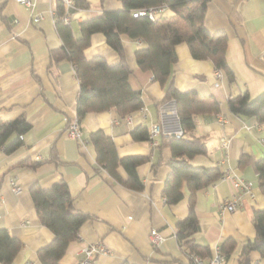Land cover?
<instances>
[{"label": "crops", "instance_id": "1", "mask_svg": "<svg viewBox=\"0 0 264 264\" xmlns=\"http://www.w3.org/2000/svg\"><path fill=\"white\" fill-rule=\"evenodd\" d=\"M32 1L29 7L17 0H0V119L23 114L30 124L20 146L10 153L0 147V227L7 228L22 243L10 264H39L37 251L51 241L53 233L40 222L29 188L34 183L49 187L59 180L66 181L74 208L88 214L59 264H82L86 245L96 242L106 252L96 253L86 264H120L123 260L132 264H189L175 236L176 223L188 213V188L183 183V197L174 203L165 202L162 194L170 172L171 149L162 139L163 132L142 141L130 133L140 123L149 129L161 121L165 93V87L153 79L150 71L136 65L134 51L141 41L124 38L132 69L129 82L140 89L144 110L131 119L121 117L114 108L87 112L80 122V139L71 137L66 125L76 116L78 80L71 61H54L50 57L51 49L62 44L56 29L57 1ZM81 2L86 5L69 11L75 36L81 20L104 9L121 8L119 0ZM163 14L171 12L164 9ZM34 17L38 20L34 21ZM204 25L210 32L226 33V59L235 80L230 82L222 70L217 76L210 59L193 58L186 43L176 45L177 59L171 73L176 88L213 96L221 107L220 115H194L193 133L203 136L206 152L192 156L189 162L219 166L231 176L250 180L252 185L249 191L236 189L221 176L199 189L194 201L198 230L193 237L211 250L225 239H233L235 246L225 264H238L243 244L255 234L251 216L254 209L264 208V194L252 166H239L237 159L241 154L264 155V122L259 123L254 116L232 114L227 99L244 90L251 97L264 90V0H209ZM84 54L87 58L102 55L109 64L119 59L100 32L91 35ZM98 128L112 138L120 157H146L136 166L143 181L141 190L114 179L96 162L89 133ZM51 147L56 159L50 158ZM27 157L42 162L34 168L20 164ZM117 170L123 179L127 177L122 166ZM13 185L19 190L15 191ZM233 195L238 197L237 206L230 211L223 205ZM152 228L163 236L156 247L149 240ZM250 256L254 263L264 264L258 251H251Z\"/></svg>", "mask_w": 264, "mask_h": 264}, {"label": "trees", "instance_id": "2", "mask_svg": "<svg viewBox=\"0 0 264 264\" xmlns=\"http://www.w3.org/2000/svg\"><path fill=\"white\" fill-rule=\"evenodd\" d=\"M56 29L62 44L51 49L50 57L54 61L67 59L74 66L78 80V94L75 113L80 123L87 112H100L114 108L121 117L135 114L143 107L140 89L134 88L129 77L132 69L127 61L124 38L138 39L139 47L134 51L137 67L152 73L165 87L162 103L173 101L179 123L183 132L180 135L162 133V139L172 152L169 160L170 172L162 190L164 200L174 203L183 197L182 185L189 191V209L187 215L176 223L175 236L189 259L194 264L193 254L209 255L212 250L194 240L198 230V218L194 201L196 192L222 176L219 166L193 165L189 159L206 152L202 135H195L194 115L201 113H219L220 102L213 96H200L195 89L181 91L171 79L172 64L177 59L175 47L186 43L190 54L195 59H210L214 67L225 72L228 80L233 82L235 74L226 59L228 37L224 31L210 32L204 25L206 5L209 0H119L121 8L104 9L100 14L79 22V34L75 36L70 24L63 21L66 6L62 0H56ZM74 7L85 6L81 0H73ZM168 9L171 15L157 14L155 20L146 15L133 16L136 9ZM100 32L106 43L118 53V61L109 64L104 56L95 55L87 58L84 49L90 44L91 35ZM228 111L238 116H254L264 122V90L251 97L247 90L234 94L227 99ZM30 128L23 114L9 120L0 119V147L10 153L22 144V134ZM135 140H148L149 129L140 123L130 131ZM96 162L114 179L129 188L141 190L143 181L136 171V166L146 160L142 155L120 157L112 138L103 129L98 128L89 133ZM52 149L50 158H57ZM54 153V154H53ZM49 159V158H48ZM42 160L29 157L20 164L34 168ZM239 166L250 164L257 174V183L264 194V155L241 154L237 159ZM122 166L127 173L123 179L117 168ZM34 207L42 224L48 227L53 238L37 251L39 264H59L68 243L78 237L80 225L88 217L87 213L76 210L66 181L59 180L49 187L34 183L29 188ZM252 224L255 234L248 238L238 254V264H256L251 259V251H258L264 258V208L254 209ZM21 241L5 227H0V262L10 264L21 248ZM235 241L225 239L220 244V251L228 257L233 251ZM120 264H132L123 260Z\"/></svg>", "mask_w": 264, "mask_h": 264}, {"label": "built area", "instance_id": "3", "mask_svg": "<svg viewBox=\"0 0 264 264\" xmlns=\"http://www.w3.org/2000/svg\"><path fill=\"white\" fill-rule=\"evenodd\" d=\"M17 1L29 7L33 6L32 0H17ZM62 1L66 6V12L62 16V19L65 23L69 24L70 23L69 9L71 7H74L73 0H62ZM162 10L163 8L161 7L150 8L148 10L136 9L132 12V15L133 16L146 15L151 20H155L157 14L160 13ZM36 20H38V17H34V21ZM215 73L217 76H219L221 74V70L216 68ZM143 110L144 108L141 107L139 109V112H142ZM132 115L133 114H128L125 117L127 119H131ZM217 115H220V113H217ZM66 131L69 136L80 139V133H81L80 123L78 122L76 116L67 120ZM161 132L166 134H177V135H180L183 132L172 100L170 102H166V104H162L161 121L153 123L149 127V137L153 139L154 135H157ZM222 176L226 179H229L232 185L236 189L249 191L251 188L252 182L248 179H244L239 176H231L227 172H223ZM13 189L15 191H18L19 186L13 185ZM237 199H238L237 195H233V197L228 202H226L223 205V207H225L230 211L234 210L237 206ZM149 240L152 246L156 247L163 241V236L156 229L152 228L149 232ZM101 252H106V249L99 242L90 243L86 245L84 249L85 256L81 260V263L82 264L89 263L96 253H101ZM191 258L194 264H225L226 263V256L220 251L219 247L217 246L212 249V252L209 255L202 256L200 254H193L191 255Z\"/></svg>", "mask_w": 264, "mask_h": 264}, {"label": "rangeland", "instance_id": "4", "mask_svg": "<svg viewBox=\"0 0 264 264\" xmlns=\"http://www.w3.org/2000/svg\"><path fill=\"white\" fill-rule=\"evenodd\" d=\"M73 26L76 28V25H74V23H73ZM167 102V101H166ZM166 102H164L163 104H166ZM168 102H170V101H168Z\"/></svg>", "mask_w": 264, "mask_h": 264}]
</instances>
